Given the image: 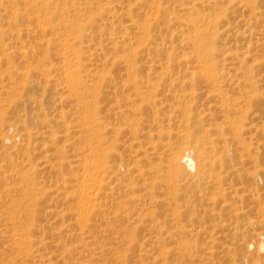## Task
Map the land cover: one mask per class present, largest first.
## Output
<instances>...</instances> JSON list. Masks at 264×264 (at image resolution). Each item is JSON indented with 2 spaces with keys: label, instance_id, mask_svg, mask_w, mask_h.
Segmentation results:
<instances>
[{
  "label": "bare ground",
  "instance_id": "obj_1",
  "mask_svg": "<svg viewBox=\"0 0 264 264\" xmlns=\"http://www.w3.org/2000/svg\"><path fill=\"white\" fill-rule=\"evenodd\" d=\"M27 1L34 7L29 10V18L31 15V20L42 36L53 33L50 18H57V23H60L56 38L46 39L44 42L48 46L56 40L58 44L61 61V78L58 79L64 84L61 92L67 94L59 95L58 99L62 103L70 100L77 109L84 112L80 117L84 131H80L83 135L79 137L84 141L87 152L81 150V158L73 155V160L68 161H65L63 153L59 156L60 167L67 165L74 170L83 169L81 180L77 178L82 190V195L77 200L78 206L100 207L102 204L103 207L102 202H107V199L114 201L117 206L122 199L115 197L114 193L121 191L124 198L127 197L125 201L158 208L164 206L165 202L159 200L157 197H162L161 194L153 190L165 191L168 196H175V179L180 177L183 187L193 186L195 192H200L197 197L189 194L185 198L187 204L184 209L195 221L197 218L195 225L191 222L189 225L199 229V232H205L210 227L209 224L217 227L219 224L215 220H219L227 209L230 217L240 219L246 215L242 211L243 207L236 205L216 207L213 197L210 198L207 194H211L212 189H221L223 179L226 181L234 178L244 182L247 178L244 179L241 174L240 156L234 150L236 141L240 140L244 131L243 121L250 119L248 122L252 124L251 129L257 137L262 138L264 135V95L259 91L264 87L263 35L256 41V48L260 51V55L254 59L257 72L252 73L251 67L247 69L235 64L231 71H219L218 65H225V59L216 61L218 56L210 47L216 40V25L221 22L217 18L221 0H193V3L180 0V5L176 8V14L179 15L168 18L173 23H178L182 29L180 36H183V49L187 51L178 54L174 47H164L162 58L168 62L178 57L186 68L173 70L169 65L165 64L163 67L159 63L150 64L146 69L136 65L138 47L144 45L145 50L150 51L149 46L156 41L154 37L147 36L154 30L153 26L159 24L158 20H164L167 15L166 8L162 7V0ZM59 3L61 9L54 6ZM205 10H212L215 17H204ZM24 14L14 8V5L10 9H0V24L6 21V26H11L14 18ZM85 23L102 26L94 33V37H97L95 49L99 50L98 56L101 55L102 58L106 50L102 45L103 40L117 41L126 46L130 43L126 42L129 31H133L137 41L126 47L131 57L117 55L110 62L105 59L100 64H86L84 57L87 46L81 45L85 37ZM118 28L121 29L120 36H117ZM6 29L0 28V64L6 65L4 73L11 77L14 69L8 68L14 50L11 47L6 49L2 41L3 37L14 39V28ZM170 36L172 38L173 34ZM206 38L208 42L204 40ZM108 64H111L112 70L116 66H122L123 71H107ZM24 68L27 71L24 76L34 77L38 73L42 77L44 86L39 102H46L51 84L57 79L49 71L34 68L27 63ZM24 83L22 92L32 90V86ZM88 91L91 93L88 94ZM4 93H7L5 89ZM88 95L90 98L85 99ZM12 102L13 99L9 101ZM102 103H113L106 108V114L102 113ZM249 109H252L253 116ZM115 120L118 121L115 123ZM51 122L62 125L66 120L61 114L54 116ZM64 126L65 129L69 127ZM121 135L128 145L119 153L116 146ZM24 136L26 145L23 151L28 155L32 150L31 134L26 131ZM39 137H46L51 142L63 139L64 148L69 135L64 133L61 136L54 131H45ZM25 168V171L15 175V179L23 184L22 195L28 197L32 186H36L33 174H37L40 168L29 165ZM252 175L253 178L259 177L262 180L260 171L252 172ZM2 181L6 179L3 178ZM245 184L247 185V180ZM236 199L239 204L243 203L242 197L238 196ZM209 200L213 202L209 203ZM32 209L26 210L27 217L32 214ZM150 221L153 222L154 218L151 217ZM152 227L160 228L158 224ZM188 233L189 230L185 228L178 231L180 237ZM259 234L258 248L264 249V233ZM22 237L24 239L18 242L19 249L27 251L32 240L28 233H23Z\"/></svg>",
  "mask_w": 264,
  "mask_h": 264
},
{
  "label": "rangeland",
  "instance_id": "obj_2",
  "mask_svg": "<svg viewBox=\"0 0 264 264\" xmlns=\"http://www.w3.org/2000/svg\"><path fill=\"white\" fill-rule=\"evenodd\" d=\"M192 1L189 0V3ZM180 2L162 0L167 15L164 20H158L159 24L154 25V30L147 36L156 40L149 46L151 50L146 51L144 45L138 47L137 66L147 69L150 64L160 63L163 67L169 65L173 70L186 68L178 57L168 62L162 58L164 47H174L178 54L187 51L183 49V36H180L182 29L168 18L179 15L176 14V8ZM11 5L25 14L14 18V25L6 26V21L0 24L1 30L14 28V39L3 37L2 41L6 49L11 47L14 50L8 68L14 69L13 75L7 76L4 73L6 65L0 64V264H264V249H259L257 243L259 233H264V135L262 138L256 136L251 129L252 124L248 122L250 119L243 121L242 137L234 145L235 154H239L241 160V174L244 179L247 178L244 182L234 178L226 181L223 179L221 189H212L211 194H207L213 197L216 207L224 204L243 207L242 211L246 215L240 219L230 217L227 209L219 220H215L219 224L217 227L209 224L205 232H199V229L190 226V222L196 224L197 218L195 221L187 210L184 211L187 204L185 198L189 194L197 197L200 192H195L193 186L183 187L180 177L175 179V196L150 188L161 194L162 197L157 198L165 202L164 206L158 208L125 201L127 197L124 198L121 191L114 193L115 197L122 199L117 206L111 199L102 202L101 208L94 205L78 206L77 200L82 190L77 178L81 180L83 169L74 170L67 165L60 167L59 156L63 153L65 161H68L73 160V155L81 158L79 152L85 151L84 141L79 137L82 134L80 131H84L80 118L84 112L77 109L70 100L59 102V95L67 94L61 92L64 84L58 79L61 78L58 44L56 40L48 46L44 44L46 39L56 38L60 23H57V18H50L49 15L53 33L42 36L31 20V15L29 18V10L34 8L29 1L0 0V9H10ZM54 6L61 9L60 3ZM220 7L217 18L221 22L216 25V40L210 47L218 56L216 61L225 59V65L220 63L218 70L231 71L235 64L247 69L251 67L252 73L257 72L254 59L260 55L256 48L257 38L264 36V0H221ZM203 12L206 14L204 17H215L212 10ZM101 28L97 24H83L85 37L81 45L87 46L84 57L86 64H100L105 59L110 62L117 55L131 57L126 47L137 41L133 31H129L126 42L130 43L126 46L117 41L103 40L102 45L106 48L104 58L98 56L100 52L95 49L97 37H94V33ZM117 32V36H120L121 29L118 28ZM183 35L186 36V33ZM204 40L208 42L207 38ZM26 63L49 71L57 79L51 84L46 102H39L44 86L42 77L38 73L34 77L24 76L27 72L24 71ZM107 66V71H111V64ZM112 71L119 73L123 67L116 66ZM23 83L32 86V90L22 92ZM4 89L7 93H4ZM259 91L264 95V87ZM89 98V95L85 97ZM12 99L13 102L9 103ZM112 105L102 103V113L106 114V108ZM249 110L252 113V109ZM61 114L65 123L57 125L51 122L54 116ZM64 125H68V129ZM26 131L31 134L32 141V150L28 155L23 151ZM45 131H54L61 136L67 133L69 138L66 147L63 148V139L51 142L46 137L40 138V133ZM122 136L116 146L119 153L128 145ZM27 165L40 169L37 174H33L36 186H32L29 196L24 197L23 184L15 179V175L25 171ZM255 171L262 173L261 181L259 177L253 178L252 172ZM3 178L6 181H2ZM238 196L242 197L243 203L239 204L236 199ZM31 207L32 214L27 217L26 210ZM151 217L154 218L153 222L150 221ZM156 224L160 228L153 229L152 225ZM181 228L189 230V233L180 237L178 231ZM23 233H28L32 240L27 251L18 246L20 239H24Z\"/></svg>",
  "mask_w": 264,
  "mask_h": 264
}]
</instances>
